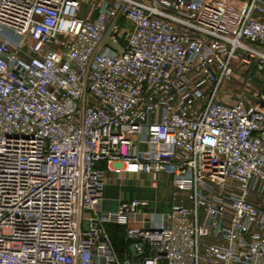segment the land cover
<instances>
[{"label":"built area","instance_id":"built-area-1","mask_svg":"<svg viewBox=\"0 0 264 264\" xmlns=\"http://www.w3.org/2000/svg\"><path fill=\"white\" fill-rule=\"evenodd\" d=\"M251 67L264 0H0V264H264V96L225 92ZM108 173L172 178L139 258L106 226L149 203L103 211Z\"/></svg>","mask_w":264,"mask_h":264},{"label":"rangeland","instance_id":"rangeland-1","mask_svg":"<svg viewBox=\"0 0 264 264\" xmlns=\"http://www.w3.org/2000/svg\"><path fill=\"white\" fill-rule=\"evenodd\" d=\"M84 3H88L89 0H83ZM252 78L248 83V78ZM225 92L229 97H226L227 101L237 99L240 96H247V99L253 105H259L262 102L264 96V76L257 73L254 67L238 70L233 77L227 82L225 86ZM112 174V173H108ZM107 174V175H108ZM106 175V178H107ZM114 176L117 174H113ZM171 176L168 174H161L159 181L156 183L158 187H153V180L151 175L142 174L135 177L132 180H126L122 183V189L115 187V191L120 194L124 192L126 196L137 197L140 200H145L149 203L148 208L144 209L145 213L151 217L157 218L158 213H165L168 209L169 202L172 200V190L170 189ZM106 183V182H105ZM171 205V204H170ZM122 236L127 235V230L122 229Z\"/></svg>","mask_w":264,"mask_h":264},{"label":"crops","instance_id":"crops-1","mask_svg":"<svg viewBox=\"0 0 264 264\" xmlns=\"http://www.w3.org/2000/svg\"><path fill=\"white\" fill-rule=\"evenodd\" d=\"M140 175H142V174L130 175V174L122 173V174H117L115 176L113 174H108L107 178H106L105 188L103 191V200H102V205H101L102 210L106 211V212H114L118 209V207L121 206V204H123L125 202H130L132 200H139L141 202H147L145 200H140L135 196L134 197L126 196L124 194V192H122V191L120 194H118L115 191V187H117V186L122 189L123 181L132 180L135 177H138ZM152 184H153L154 188L156 186L158 187V185L154 184V182ZM169 184H170V189L172 190V194H173L174 193V187H173V183H172V178L170 179ZM172 201H173V196H172V200L169 202L167 211L165 213H158L157 218L153 219L152 215H154V214H151V217H148L149 214L147 215L145 213V210H144L148 207H143V208H141V210L138 213H136L135 215H133L130 218L128 225H123L121 227L125 230H128L131 228H149L153 224L155 226L161 225L162 223L160 222V217H161V215L167 214L169 212L171 205H172ZM125 241H127L126 236H125ZM129 245L131 246L132 243L129 242ZM128 254H132L131 250H129L128 252H125L124 254L118 253V255H120L121 258H123L125 255H128Z\"/></svg>","mask_w":264,"mask_h":264},{"label":"trees","instance_id":"trees-1","mask_svg":"<svg viewBox=\"0 0 264 264\" xmlns=\"http://www.w3.org/2000/svg\"><path fill=\"white\" fill-rule=\"evenodd\" d=\"M122 227L118 225H107V233L113 243L114 248L120 254H124L130 250V245L128 241H125V237L122 236Z\"/></svg>","mask_w":264,"mask_h":264},{"label":"water","instance_id":"water-1","mask_svg":"<svg viewBox=\"0 0 264 264\" xmlns=\"http://www.w3.org/2000/svg\"><path fill=\"white\" fill-rule=\"evenodd\" d=\"M140 246L143 247V244H141ZM130 250H131L132 254H133L136 258H139V257H140V255H136V252H135V245H134V244H132V245L130 246Z\"/></svg>","mask_w":264,"mask_h":264}]
</instances>
